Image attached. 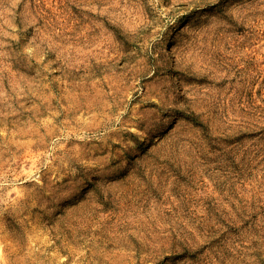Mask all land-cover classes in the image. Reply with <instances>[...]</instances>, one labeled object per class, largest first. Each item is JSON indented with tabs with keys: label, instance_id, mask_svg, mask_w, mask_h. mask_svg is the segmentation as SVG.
<instances>
[{
	"label": "rangeland",
	"instance_id": "374dc122",
	"mask_svg": "<svg viewBox=\"0 0 264 264\" xmlns=\"http://www.w3.org/2000/svg\"><path fill=\"white\" fill-rule=\"evenodd\" d=\"M0 264H264V0H0Z\"/></svg>",
	"mask_w": 264,
	"mask_h": 264
}]
</instances>
